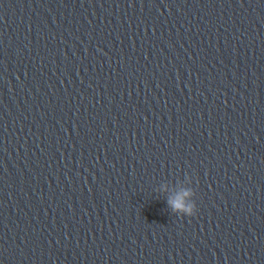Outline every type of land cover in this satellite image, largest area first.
<instances>
[{"label":"clouds","instance_id":"obj_1","mask_svg":"<svg viewBox=\"0 0 264 264\" xmlns=\"http://www.w3.org/2000/svg\"><path fill=\"white\" fill-rule=\"evenodd\" d=\"M189 192H184L182 196L175 199H169L168 204L174 212L181 213L184 216L192 217L196 215L197 206L195 202L186 203L184 197L188 196Z\"/></svg>","mask_w":264,"mask_h":264}]
</instances>
